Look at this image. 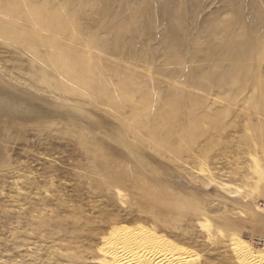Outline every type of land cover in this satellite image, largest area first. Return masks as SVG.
<instances>
[{
	"label": "rangeland",
	"instance_id": "rangeland-1",
	"mask_svg": "<svg viewBox=\"0 0 264 264\" xmlns=\"http://www.w3.org/2000/svg\"><path fill=\"white\" fill-rule=\"evenodd\" d=\"M0 78L51 111L0 114V264L264 253V0H0Z\"/></svg>",
	"mask_w": 264,
	"mask_h": 264
},
{
	"label": "bare ground",
	"instance_id": "bare-ground-1",
	"mask_svg": "<svg viewBox=\"0 0 264 264\" xmlns=\"http://www.w3.org/2000/svg\"><path fill=\"white\" fill-rule=\"evenodd\" d=\"M0 114L26 119L51 115V111L38 99L22 94L0 78ZM164 242L143 230L115 227L103 240L102 264H196L195 255ZM247 260L251 264H264V253L251 251Z\"/></svg>",
	"mask_w": 264,
	"mask_h": 264
}]
</instances>
